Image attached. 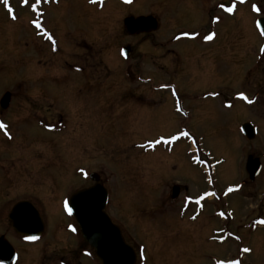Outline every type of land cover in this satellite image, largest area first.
Instances as JSON below:
<instances>
[{"label":"rangeland","instance_id":"1","mask_svg":"<svg viewBox=\"0 0 264 264\" xmlns=\"http://www.w3.org/2000/svg\"><path fill=\"white\" fill-rule=\"evenodd\" d=\"M165 1L41 0L33 9L36 0L28 5L9 0L17 17L12 19L0 0V120L15 139L8 141L0 130V203L10 208L29 200L38 206L49 225V245L43 247L48 264H101L82 234L68 235L65 224L72 218L64 215L65 197L101 181L110 195L105 211L138 252L137 264H264V222L255 221L264 217V170L241 189L247 154L264 151V99L252 107L235 100L225 108L220 95L198 96L215 91L230 95L255 83L262 71L249 68L259 44L256 32L246 30L245 49L236 44L238 62L237 54H231L230 63L222 59L239 17L230 19L225 35L231 36L208 61L183 51V62H178L165 46L149 56L142 43L132 49L131 59H123L120 47L141 38L120 31L126 30L124 19L157 16V38L166 30ZM168 17L171 29H190L203 24L205 14L175 10ZM37 19L57 38L58 52L31 23ZM164 34L163 39L172 36ZM148 48L155 51L150 43ZM151 74V86L138 80ZM170 84L194 97L185 101L189 116L173 108L169 90L162 87ZM6 92L13 94L8 109L2 106ZM133 92L137 99L131 100ZM249 121L259 131L255 140L241 131ZM182 127L191 135L181 136ZM209 161L217 168L211 182L204 171ZM93 172L101 178H89ZM234 185L237 192L225 191ZM175 187L181 190L172 200ZM199 192H212L215 198L207 202L201 197L206 205L199 208L193 202ZM2 216L0 212V235L11 238ZM58 224L60 234L51 236ZM38 255L24 252L28 264L37 262Z\"/></svg>","mask_w":264,"mask_h":264},{"label":"flooded vegetation","instance_id":"2","mask_svg":"<svg viewBox=\"0 0 264 264\" xmlns=\"http://www.w3.org/2000/svg\"><path fill=\"white\" fill-rule=\"evenodd\" d=\"M58 0H55V3H57ZM224 4L225 7L221 8L220 5ZM235 5L234 11L232 13H229L227 11L228 7H231ZM253 5H256L257 7L261 8V11L258 13L254 10ZM165 10H164V18L162 17V21H165V26H166V31L168 32H172V36L170 38L163 39L164 37V30H162V33L157 36L156 38V32H158V28L161 24V21L159 18H157V16L153 15V14H147V15H131L134 16L135 18L139 17V16H152L154 17L157 23V28L154 30H147L151 27H145L144 30H133V32H131V30H120L123 31L125 33H127V35L137 38V37H141L137 42L134 43H125L120 47V51L121 49L123 50L124 47H128L129 49V53L126 57H123V59H131L132 56V49L136 48L137 44H145V52H143L144 54H148L150 55H157L159 53H161L160 51H162V46L165 47H169L167 50H169V52H172L175 59L179 62H183V58H182V52L183 51H194L198 54V57L200 60L202 59H207V61L215 54L219 53V49L222 48V42H224L225 39H228L231 35L228 34L227 36L225 34H227L228 32V25L230 24V19H238L236 20L235 25H236V30H233V37L230 40V42L228 43V46L230 45V47H228V50L225 51V54H223V59L222 62L223 63H230L229 59L232 56H235L236 60L235 62L240 61L239 57V53H236L235 51V46L238 43V45L242 48H246L245 45V38H247L246 35V30H255L256 32V38H258V46L257 49L255 47V57L252 61V64H249V68L252 69H260L262 71L260 74V77L256 79L255 83L252 84V86H249L248 89L245 88L246 85L243 87L247 90L241 89L239 91H235L233 93H231L230 95H226L224 92L221 91H215L213 94H209V93H205L203 92L202 94H199L198 96H201V98H215L218 97L219 95L221 96V105L225 108H231L232 105L234 104L235 100H239V101H245L247 103L248 106L252 107L254 104H256L261 98L264 99V35L261 34L260 29L264 28V0H166L165 4H164ZM190 9H198L201 12H204L205 14V19H204V23L203 24H199L197 27L195 28H190V29H186V28H175V29H171V19L168 17L169 13H172L175 10H179V11H186V10H190ZM167 14V15H166ZM219 16L220 19L216 20V17ZM249 16H252V26L250 25L249 22ZM259 21V24L257 23ZM171 27V28H170ZM249 27V28H248ZM183 32H188V33H197V35H181V33ZM211 32H215L216 35L213 37V39L211 40H206L204 39V37L206 35H209ZM42 35L40 36H46L43 32H41ZM39 33V34H41ZM106 33H108V30H106ZM220 35H224L223 36V40L218 44V47L213 49V44L216 42V39L220 36ZM152 39L154 40V42H151ZM158 39V40H156ZM149 43L154 47L155 51L152 53L150 51V49L148 48ZM52 45V49L51 50H55L56 52L59 51V46H58V40L57 38L55 39V45ZM159 52V53H158ZM150 59V58H149ZM82 67L87 68L88 71V67L83 64V63H79ZM161 64V63H159ZM165 64H161L160 68H162ZM93 67V66H92ZM95 68H97V65H94ZM259 67V68H258ZM131 68L129 67V69H127L128 74H131L130 72H132V70H130ZM79 70L82 71V68L79 66ZM250 70V69H249ZM86 71V74H87ZM246 78L249 77L244 75ZM93 78V77H92ZM138 78V77H137ZM245 78V79H246ZM97 80V79H96ZM139 81H141L144 85H152V82L155 81L154 79V75H147L145 77H141L139 76L138 78ZM157 88V89H156ZM153 87V89L155 91H159L160 87ZM165 89L169 90V94L173 100V108L175 109V111L177 112V114H179L182 117H186L187 115L189 116L188 113V108L185 106V101L188 100H193L194 97L193 96H189V95H185L184 93H181V91H179V88L176 87L174 84H170V85H166V87H163ZM251 89H254V91L251 93ZM160 92V91H159ZM243 92L245 94V96L247 97V99H245V96H240L239 93ZM137 93H131L130 94V98L132 99H137L136 97ZM183 94V95H182ZM12 97L13 94L11 93ZM212 95V96H211ZM196 99V97H195ZM98 101V100H97ZM147 103V102H145ZM11 104V101H10ZM10 108L7 107V109ZM190 109V108H189ZM259 113L262 112V110L258 111ZM124 113V112H123ZM120 118L125 122V118L123 116H120ZM183 120V118H182ZM121 123H123L121 121ZM182 124V122H181ZM185 125V124H184ZM39 126V124H38ZM187 126V125H185ZM257 129V135H258V128ZM2 131V133H4L5 137L8 139V141H14V133L10 132L8 127H7V132L11 134V137H9V135L6 134L4 129H0ZM46 130H48L46 128ZM49 131V130H48ZM187 131L191 134L190 129L188 128H183L182 127V132ZM256 135V137H257ZM8 136V137H7ZM255 137V138H256ZM13 138V139H12ZM252 139V140H255ZM250 140V139H249ZM159 141H165L164 138H160ZM256 148V147H255ZM256 152L260 153L261 151L257 150L256 148ZM249 156H253V158H259L260 163H261V169L260 172L258 174V177L263 173L264 170V151H262L259 155H257V153L251 152L249 154H247V158H246V170H247V160ZM247 172V171H246ZM90 177V174L88 175ZM247 177L248 180L243 181V186L248 184L251 180L249 179L248 173H247ZM257 177V178H258ZM256 178V179H257ZM252 182V181H251ZM102 183V181H101ZM89 188L85 187L82 189H86ZM80 189V190H82ZM78 190V191H80ZM181 190V189H180ZM77 191V192H78ZM172 192H173V188H172ZM76 192L70 194L68 197H65L64 199V205H65V209H64V215L67 216L69 218H72L71 222H67L65 224V230L68 232V235H71L73 238H75V236L77 235L79 238V235L81 236V231L80 228L77 224V221L75 220L74 216L70 213L69 211V205L71 203V198L72 196L75 194ZM109 191H108V202H109ZM107 202V204H108ZM18 204H21V211H26L28 209H30L32 206L38 211L39 216L41 217V219L39 220L40 225H42V230H36V225L38 223V220H36V214H33L35 216V221L31 220L29 221V225L28 227H25L22 230H18L15 227L14 222L11 220V213L14 209V207ZM10 204L8 203H0V212L4 214L5 219H2L5 223H2V226H4L6 229H8V233L11 235V238L8 237L5 233H2L0 235V264H28L27 263V258L24 256V252L26 253H33V252H39L40 255H38V260L37 262H35L34 264H48L47 259H45V255L46 252H44L43 247L48 244V237H49V225L47 224V222L45 221L43 215L40 212V209L38 208V206L36 204H33V202L29 201V200H20L17 201L16 203L12 204V206L10 208L9 207ZM67 214V215H66ZM6 215V217H5ZM262 219L264 220L263 215H260L257 217V220ZM26 220H30V219H22V221H26ZM61 225V223H60ZM119 226V224H117ZM59 224L56 225L55 227V232L51 235V236H55L60 234L57 230ZM120 227V226H119ZM75 229V230H73ZM76 234V235H75ZM47 235V237H46ZM36 237V239L33 240H29L26 239V237ZM46 237V239L44 238ZM93 252V251H92ZM87 249L83 248L82 249V254H84L85 256H87ZM138 255V252H137ZM139 258V256H137ZM101 263V262H100ZM138 263V261H137ZM102 264V263H101Z\"/></svg>","mask_w":264,"mask_h":264},{"label":"water","instance_id":"3","mask_svg":"<svg viewBox=\"0 0 264 264\" xmlns=\"http://www.w3.org/2000/svg\"><path fill=\"white\" fill-rule=\"evenodd\" d=\"M156 19L152 16L127 17L125 26L128 30H144L145 27H151L147 30L157 28ZM11 100V93L7 92L2 98V106L7 108ZM245 134L252 138L254 136V128L252 124L245 123L243 125ZM247 170L251 179H255L260 170V162L258 159L249 157ZM96 180L99 177L94 178ZM179 194V188H174V196ZM108 193L102 184H96L90 188H86L76 192L71 198V211L78 221L85 240L95 250L96 254L102 260L103 264H136V254L133 248L128 245L122 235L121 229L113 223L110 216L106 213ZM36 214V230H42L38 211L32 206L26 211H21V204L14 207L11 213V220L15 227L20 231L28 227L29 221L34 220ZM22 219H30L22 221ZM36 222V221H35Z\"/></svg>","mask_w":264,"mask_h":264},{"label":"snow or ice","instance_id":"4","mask_svg":"<svg viewBox=\"0 0 264 264\" xmlns=\"http://www.w3.org/2000/svg\"><path fill=\"white\" fill-rule=\"evenodd\" d=\"M21 2L24 4V5H28L30 0H21ZM128 2H131V0H128ZM3 3L5 4V6L7 7L8 11L12 14V19H16V15H15V12L14 10L12 9V5L9 3V0H3ZM41 3V0H36V3L35 4H32L31 7L33 9H36L38 7V5ZM221 8H224L225 5L224 4H221L220 5ZM234 8H235V5L231 6V7H228L227 8V11L229 13H232L234 11ZM253 8L256 12H260L261 11V8L260 7H257L256 5H253ZM220 17L217 16L216 17V20H219ZM32 24H34L38 29H42L44 31V34L48 36V39L52 41L53 45H55V40L52 36V34L50 32H48L46 29H43V24H42V19H37V20H33L31 21ZM259 24V21L257 22ZM261 31V34L264 35V28H261L260 29ZM181 35H184V36H187V35H197V33H188V32H183L181 33ZM216 35L215 32H211L209 35H206L204 37V39L206 40H211L213 39V37ZM166 85H162V87H165ZM240 96H245V94L243 92L239 93ZM245 99H247V97L245 96ZM7 125L2 121L0 120V129H4L6 134L9 135V137H11V134L7 132ZM49 127H53V125H49ZM180 135H183V136H188L190 135L189 132L187 131H184L182 133H180ZM172 139H176V137H172ZM159 141H157L158 143ZM231 191V189H229ZM205 195H208V193H205ZM188 199H191V197H188ZM69 211H71V209H69ZM264 222V221H262ZM75 230V229H73ZM26 239H29V240H33V239H36V237H32V236H29V237H26ZM251 251L250 249H247L245 248V252H249ZM219 264H236V262H233V261H220Z\"/></svg>","mask_w":264,"mask_h":264},{"label":"bare ground","instance_id":"5","mask_svg":"<svg viewBox=\"0 0 264 264\" xmlns=\"http://www.w3.org/2000/svg\"><path fill=\"white\" fill-rule=\"evenodd\" d=\"M13 139V138H12Z\"/></svg>","mask_w":264,"mask_h":264}]
</instances>
